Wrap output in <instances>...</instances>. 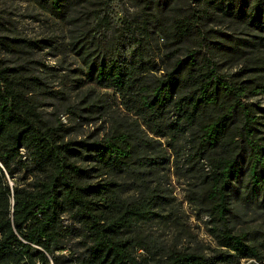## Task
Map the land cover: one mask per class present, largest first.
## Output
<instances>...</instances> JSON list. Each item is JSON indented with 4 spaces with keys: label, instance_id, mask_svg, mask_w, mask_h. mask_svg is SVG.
<instances>
[{
    "label": "trees",
    "instance_id": "16d2710c",
    "mask_svg": "<svg viewBox=\"0 0 264 264\" xmlns=\"http://www.w3.org/2000/svg\"><path fill=\"white\" fill-rule=\"evenodd\" d=\"M38 1L64 15L81 0ZM156 2L163 10L170 3ZM189 2L213 5L264 32V0ZM172 11L177 14L173 22L177 38L203 33L200 22L206 15L193 9L183 16L174 7ZM201 37L198 48H187L186 59L171 58L160 76L145 74L160 68L146 60L143 39L127 60L119 53L83 55L90 77L100 86L115 89L126 107L149 125L161 128L166 123L175 139L192 142L188 159L208 167L202 187L212 219L211 234L221 251L207 257L173 248L165 259L154 258L151 241L128 231L157 215L155 199L130 201L118 194L120 185L115 180L92 181L97 171L100 176H116L132 163L146 165L155 163L154 159L134 160V144L124 133L93 141L66 139L68 129L51 123L29 96L40 79L0 59V264H217L231 263L234 256L247 264L263 260L264 251L249 243L246 233L234 232L229 214L233 195L264 208L260 116L244 101L251 92H264V87L254 91L222 74ZM1 48H8L3 39ZM14 167L27 170L33 179L11 185L7 177L15 178ZM66 214L80 225L81 243L86 247L82 256L60 254L69 250L65 239L72 228L64 224ZM141 250L145 253L137 256Z\"/></svg>",
    "mask_w": 264,
    "mask_h": 264
},
{
    "label": "rangeland",
    "instance_id": "374dc122",
    "mask_svg": "<svg viewBox=\"0 0 264 264\" xmlns=\"http://www.w3.org/2000/svg\"><path fill=\"white\" fill-rule=\"evenodd\" d=\"M156 1L81 0L59 15L38 0H0V39L8 45L0 49V59L6 66L21 68L24 75L40 79L29 96L51 123L68 129L66 139L93 141L124 133L134 144V160L154 159L155 163L146 165L132 163L116 176L93 173V182L119 183L122 198L155 199L157 215L138 224L128 235L150 240V254L156 259H165L173 248L214 257L221 249L211 234L212 219L202 187L208 167L188 159L192 142L175 139L166 123L162 122L161 128L149 125L126 107L115 89L100 86L90 77L83 54L119 53L127 60L143 39L146 60L160 68L145 74L160 76L171 58L186 59L187 48H198L204 35L203 48L210 51L220 72L256 91L255 87H264V32L204 2L169 0L163 10ZM173 7L182 16L192 9L206 15L200 22L203 33L177 38ZM206 9L208 13L203 14ZM244 101L260 116L257 127L264 143V92H251ZM14 168L15 178L7 177L11 185L33 179L27 170ZM232 200L229 221L234 232L246 233L247 241L264 251V208L245 203L240 196L233 195ZM64 224L72 229L65 239L69 250L60 254L82 256L86 247L81 243L80 225L67 214ZM144 253L136 251L137 256ZM216 263L247 261L234 256L231 263ZM257 264H264V257Z\"/></svg>",
    "mask_w": 264,
    "mask_h": 264
}]
</instances>
